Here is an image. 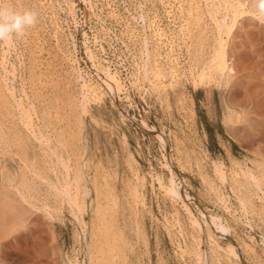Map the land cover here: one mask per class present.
Listing matches in <instances>:
<instances>
[{
    "label": "rangeland",
    "instance_id": "obj_1",
    "mask_svg": "<svg viewBox=\"0 0 264 264\" xmlns=\"http://www.w3.org/2000/svg\"><path fill=\"white\" fill-rule=\"evenodd\" d=\"M223 1L0 0L36 13L0 40V264H264V12ZM211 4L227 23L232 8L251 12L221 35ZM219 37L234 71L195 85ZM96 68L121 90L99 86ZM171 176L193 215L166 192ZM199 210L229 236L210 237Z\"/></svg>",
    "mask_w": 264,
    "mask_h": 264
},
{
    "label": "bare ground",
    "instance_id": "obj_2",
    "mask_svg": "<svg viewBox=\"0 0 264 264\" xmlns=\"http://www.w3.org/2000/svg\"><path fill=\"white\" fill-rule=\"evenodd\" d=\"M211 1V0H210ZM223 1V0H222ZM227 1V0H226ZM232 1V0H231ZM203 2H205V1H203ZM215 2V1H214ZM213 2V3H214ZM224 2V1H223ZM188 3V2H187ZM216 3V2H215ZM228 3V2H227ZM252 3H259V0H252ZM67 4V3H66ZM205 4V3H204ZM210 4V3H209ZM239 4V3H238ZM72 5V4H71ZM206 5V4H205ZM208 5V4H207ZM234 5V4H233ZM188 6V5H187ZM191 6V5H190ZM231 6V5H230ZM236 6H237V4H236ZM239 6H240V4H239ZM210 7V8H209ZM209 7H207V8H209L208 9V13L207 14H210L211 15V18L213 17V19L215 20V25H216V29L219 31V33L221 34V32L223 33V32H225L224 34L226 35V34H228L229 32H230V30H231V28H232V26L234 25V23H235V19L237 18V16H239V15H241V14H243V13H247L248 11L249 12H251V10H245L244 8H242V9H239V10H237V8L235 7V8H232V7H230V9L232 8V13H231V16H230V21H229V23H227V21H226V19H225V16H226V14H222L223 16L220 18V19H217V17L215 16L216 15V12L218 11V7L219 6H216V5H210ZM180 8V7H179ZM197 8V7H196ZM222 10V9H221ZM224 10V9H223ZM184 11V10H183ZM190 11V10H189ZM206 11V10H205ZM258 11H260V10H258ZM207 12V11H206ZM219 12V11H218ZM231 12V11H230ZM257 12V11H256ZM255 12H253V14H254ZM191 14V13H190ZM206 14V13H205ZM221 14V13H220ZM258 14V13H257ZM196 15V14H195ZM198 15V14H197ZM209 15V16H210ZM259 15V14H258ZM228 16V15H227ZM143 17V16H142ZM142 19V18H141ZM229 20V19H228ZM208 21V20H207ZM211 21V20H210ZM187 23V22H186ZM214 23V22H213ZM185 25H187V24H185ZM208 25H209V23H208ZM243 26V25H242ZM247 27V26H246ZM203 29V28H202ZM262 29V28H261ZM260 29V30H261ZM264 29V28H263ZM183 30V29H182ZM216 30V31H217ZM155 31V30H154ZM203 31V30H202ZM183 33V32H182ZM217 35H218V33H217ZM222 35V34H221ZM228 36V35H227ZM224 37H226V36H224ZM211 38V37H210ZM225 40V39H224ZM224 40L221 38V37H219V39H217V44H215V46L216 47H214V50H213V52H212V55L209 57V59H208V61L207 62H205V65L204 66H206V68H207V71H205L204 72V69H205V67L203 68V66H202V68H201V70H198V71H200V72H196L197 73V79H195L193 82H194V84L195 85H198V84H203L204 82H206V81H208L209 80V78L211 79L212 78V80L213 81H215V79H216V75L220 78V77H223L224 75H227V76H230V74L234 71L233 69V67H232V65H230V63L228 62V59H229V57H228V52H227V50H226V48H225V42H224ZM7 41V40H6ZM206 41V40H205ZM227 41V40H226ZM143 42V41H142ZM228 42V41H227ZM144 43V42H143ZM74 44V43H73ZM146 44V43H145ZM142 45H144V44H142ZM214 45V44H213ZM188 47V46H187ZM144 48V47H143ZM211 48V47H210ZM153 50V49H152ZM243 52H244V50H242ZM87 52V54H88V59H92L93 58V56H92V53L90 52V51H86ZM149 52H150V50H149ZM152 52V51H151ZM246 52H248V51H246ZM148 53V52H147ZM151 54V53H150ZM153 54V53H152ZM188 54V53H187ZM246 54V53H245ZM250 54V53H249ZM146 56H147V54H146ZM248 56V55H247ZM263 56V55H262ZM167 57V56H166ZM249 57H252V55H249ZM248 57V58H249ZM75 59V58H74ZM142 59V58H141ZM147 60H148V57L146 58ZM157 59V58H156ZM184 59V58H183ZM246 60V59H245ZM253 60V59H252ZM77 61V60H76ZM146 61V60H145ZM238 61H240V60H238ZM236 62V63H238V64H240V62ZM242 61V60H241ZM251 61V60H250ZM250 61H249V63H250ZM142 62V61H141ZM148 62V61H147ZM182 62V61H181ZM234 62V63H235ZM79 62H77V64H78ZM142 63H144V62H142ZM150 63H152V62H150ZM235 63V64H236ZM241 63H243V62H241ZM260 63V62H259ZM263 63V62H262ZM147 64V63H146ZM202 64H204L203 62H202ZM244 64V63H243ZM141 65V64H140ZM160 65V64H159ZM184 66H185V64H183ZM182 65V66H183ZM237 65V64H236ZM247 65H248V63H247ZM0 66H1V64H0ZM94 66V65H93ZM136 66H138V64L136 65ZM144 65H142L141 67H143ZM149 66V65H148ZM153 66V65H152ZM242 66L243 65H240V67L242 68ZM245 66V65H244ZM146 67V65L144 66V68ZM156 67V66H155ZM160 67V66H159ZM94 68V67H93ZM103 68V67H102ZM138 68V67H137ZM143 68V72H144V69ZM152 68V67H151ZM161 68V67H160ZM4 69V68H3ZM99 69V68H98ZM97 68L96 69H94V74H95V76H96V82L99 84V86H101V87H103L106 91H108L109 93H111L112 95H115V93L116 92H118L119 90H121V89H119L121 86H120V84H119V81H118V78L116 77V75L114 74V73H112V71H110V70H108V68L105 70V71H99ZM139 69V68H138ZM137 69V70H138ZM184 69H186V68H184ZM248 69V68H247ZM101 70V69H100ZM153 70V69H152ZM147 71H148V69H147ZM146 71V72H147ZM182 71H183V69H182ZM76 72V71H75ZM78 73L80 72V71H77ZM139 72V70L137 71V73ZM142 72V73H143ZM145 72V73H146ZM158 72V71H157ZM184 72V71H183ZM206 72H207V74H206ZM82 73V72H81ZM141 73V74H142ZM151 73V72H150ZM195 73V74H196ZM167 74V73H166ZM146 75V74H145ZM149 75V74H148ZM163 75V74H162ZM183 75V74H182ZM185 75H186V73H185ZM214 75H215V77H214ZM79 76V75H78ZM119 76V75H118ZM160 76V75H159ZM170 76V75H169ZM188 76V75H187ZM233 76V75H232ZM231 76V77H232ZM82 80H83V84H82V86H84V87H86V84L84 83V78L80 75L79 76ZM79 77H77V78H79ZM137 77V76H136ZM152 77H155V76H152ZM151 77V78H152ZM162 77V76H161ZM164 77V76H163ZM138 78V77H137ZM149 78V77H148ZM186 78V77H185ZM233 78V77H232ZM168 79V78H167ZM194 79V78H193ZM145 80V79H144ZM148 80H150V79H148ZM233 80V79H232ZM5 81V80H4ZM137 81H138V79H137ZM140 81V80H139ZM146 81V80H145ZM153 81V80H152ZM169 81V80H168ZM171 81V80H170ZM217 81V80H216ZM10 82H11V80H10ZM192 82V83H193ZM12 83V82H11ZM11 83H10V85H11ZM214 84H216V83H214ZM218 84V83H217ZM6 85V84H5ZM13 85V84H12ZM11 85V86H12ZM195 85H194V87H195ZM219 85V84H218ZM4 86V85H3ZM192 86H193V84H192ZM13 87V86H12ZM5 88V87H4ZM196 88V87H195ZM81 89V88H80ZM12 90V89H11ZM10 90V93L11 92H13V91H11ZM85 91V90H84ZM87 92V91H86ZM82 93H84V92H82ZM84 94H82V96H83ZM1 96V95H0ZM9 96H11V95H9ZM13 96V95H12ZM11 96V97H12ZM18 96V95H17ZM85 96V95H84ZM83 96V97H84ZM80 97H81V95H80ZM83 97H81V99L80 100H84V101H86L85 100V98H83ZM83 100H82V102H83ZM12 101H15L14 100V98H13V100ZM20 101V100H19ZM16 102V101H15ZM17 108H19V107H21V105H20V103L19 102H17ZM16 107V106H15ZM83 107H84V105H83ZM16 108V109H17ZM26 108H27V106H26ZM33 108V107H32ZM82 109V108H81ZM80 109V110H81ZM229 109H231L230 107H229ZM20 110V109H19ZM83 110V109H82ZM21 111V116H25V117H27V118H25V120L24 121H22L25 125H27V124H30L29 122H31L30 121V119L31 118H29L27 115L28 114H26V112H25V110H24V112H23V110L21 109L20 110ZM19 113V112H18ZM29 113V112H28ZM194 113V112H193ZM29 116H31V115H29ZM5 118V117H4ZM21 119V118H20ZM22 119H23V117H22ZM226 119H227V123H228V125H232L235 121H237V118L234 116V113H233V110H231V111H229L228 112V114H227V116H226ZM20 121V122H21ZM2 123V122H1ZM22 124V123H21ZM141 125H142V127H145V128H148V129H151V130H154V128L153 127H148V125L144 122V121H142L141 122ZM23 126V125H22ZM31 127V126H30ZM227 127V126H226ZM31 129V128H30ZM42 129V128H41ZM228 129V128H227ZM33 130V129H32ZM39 130V129H38ZM229 131V130H228ZM40 132V131H39ZM230 133V132H229ZM36 134V133H35ZM43 134V133H42ZM42 134L39 136V138L41 137H43L42 136ZM15 136V135H14ZM82 137V136H81ZM235 137V136H234ZM37 139V138H36ZM35 139V140H36ZM44 139V140H43ZM42 140H40V139H38L39 140V142H41L43 145H45V147L46 146H50L51 147V145H53L52 147H54V144H52L51 143V140L50 139H48V138H43ZM36 142H37V140H36ZM5 143V142H4ZM162 146L163 147H165L166 145H165V143L162 141ZM5 145H6V143H5ZM84 145V144H83ZM87 145V144H86ZM7 147H9V146H7ZM85 147V146H84ZM4 148H5V146H4ZM32 148V147H31ZM13 149V148H12ZM48 150H49V148H47ZM2 150V149H1ZM21 149H19V151H20ZM40 150V149H39ZM46 151V150H45ZM45 151H43V152H45ZM51 151H54L55 152V150H54V148H53V150L51 149ZM49 152V154H51L52 152ZM85 151V150H84ZM53 152V153H54ZM168 152V151H167ZM5 153H6V151H5ZM13 154V153H12ZM15 154V153H14ZM45 154V153H44ZM11 156V155H10ZM15 156V155H14ZM131 156V155H130ZM170 156V155H169ZM83 157H85V156H83ZM168 157V156H167ZM167 157H166V159H167ZM47 158V157H46ZM54 158H56L55 156H54ZM78 158V157H77ZM171 158V157H170ZM2 159V158H1ZM11 159V158H10ZM23 159V158H22ZM60 159V158H59ZM58 159V160H59ZM82 159V158H81ZM130 159H132V158H130ZM168 159H169V157H168ZM24 160V159H23ZM133 161V160H132ZM59 162H61V160L59 161ZM216 162V161H215ZM85 163V162H84ZM214 165H215V169H216V171H217V173H218V175L217 176H219V178L221 179V181H222V179H223V177H224V173H223V171H222V169L219 167V165L218 164H216V163H213ZM212 164V165H213ZM83 165V164H82ZM135 165V164H134ZM167 165V164H166ZM213 165V166H214ZM84 166V165H83ZM131 168V167H130ZM214 168V167H213ZM247 168V167H246ZM240 169V168H239ZM249 169V168H248ZM249 171V170H248ZM22 172V171H21ZM241 172V171H240ZM244 172V171H243ZM1 173V172H0ZM15 173V172H14ZM56 173V172H55ZM241 174H243L242 172H241ZM85 175V174H84ZM135 176H136V173L134 174ZM138 175V174H137ZM249 175L251 176V179L254 181H252L251 180V182H253V184L255 183V185L259 188V183H258V179L249 171ZM80 176V175H79ZM79 176H77L78 178H79ZM246 177V176H245ZM88 178V177H87ZM68 179V178H67ZM72 179V178H71ZM76 179V178H75ZM84 179H86V178H84ZM250 179V178H249ZM78 180V179H77ZM141 180V179H140ZM86 181V180H85ZM87 181H88V179H87ZM220 181V182H221ZM9 182H10V180H9ZM89 182V181H88ZM143 182V181H142ZM11 183V182H10ZM22 183V182H21ZM59 183V182H58ZM64 183H66V182H64ZM20 184V183H19ZM53 184V183H52ZM85 184V183H84ZM11 185V184H10ZM21 185V184H20ZM19 185V186H20ZM141 185H142V183H141ZM164 185V187H165V190H166V192L167 193H169V195H171V197L172 198H177V199H180V200H182V202L184 203V206H185V208H186V210H187V212H189L190 213V215L192 214L191 213V209H189V207H188V205H187V200H188V202H189V198H188V196H187V194L186 193H184V194H182L181 192H180V190H179V188H178V186H177V184L175 183V181H174V179H173V176H171L169 179H168V182L166 183V184H163ZM12 186L14 187V184L12 183ZM54 187H55V185H53ZM60 186V185H59ZM137 186V185H136ZM135 186V187H136ZM21 187V186H20ZM51 187V186H50ZM61 187V186H60ZM93 187V186H92ZM138 187V186H137ZM51 188H53V187H51ZM97 188V187H96ZM101 188V187H100ZM111 188V187H110ZM14 189V188H13ZM15 189H16V186H15ZM14 189V190H15ZM21 189V188H20ZM64 189V188H63ZM256 189V188H255ZM86 189H84L83 191H85ZM136 190V189H135ZM15 191H17V190H15ZM59 191V190H58ZM61 191V190H60ZM64 191H65V189L64 190H62V192L64 193ZM67 191V190H66ZM90 191V190H89ZM136 191H138V190H136ZM258 191V190H257ZM71 192V191H70ZM77 192V191H76ZM96 192V191H95ZM261 192V191H260ZM263 192V194H264V191H262ZM13 193V192H12ZM84 193V192H83ZM134 193H136L135 191H134ZM141 193V192H140ZM21 194V193H20ZM24 194V193H23ZM65 195H63V196H66V194H68V192H66V193H64ZM108 194V193H107ZM130 194V193H129ZM61 195H62V193H61ZM86 195H87V193H86ZM85 195V196H86ZM221 195V194H220ZM24 196V195H23ZM23 196H21V197H23ZM60 196V195H59ZM72 196V195H71ZM74 196V195H73ZM78 196V195H77ZM140 196H142V195H140ZM82 197V196H81ZM143 197V196H142ZM8 198V197H7ZM63 198H65V197H63ZM70 198V197H69ZM73 198H76V196H74ZM0 199H1V197H0ZM23 199H24V197H23ZM140 199V198H139ZM22 200V199H21ZM5 201V200H4ZM7 201V200H6ZM9 201V200H8ZM66 202H68L67 200H65ZM89 201V200H88ZM191 201V200H190ZM71 202V201H70ZM109 202V201H108ZM134 202V201H133ZM144 202V201H143ZM73 203H74V201H73ZM88 203V202H87ZM176 203H177V200H176ZM182 203V204H183ZM191 203V202H190ZM142 204V203H141ZM78 205V204H77ZM86 205H88V204H86ZM105 206V205H104ZM98 208H99V206H97ZM131 207V206H130ZM10 209V208H9ZM79 209V208H78ZM94 209V208H93ZM15 210V209H14ZM100 210V209H99ZM3 211V210H2ZM193 215V214H192ZM198 217H200L201 218V220L204 222V224H206L209 228H210V233H209V236L210 237H213L214 235H216L217 236V234H219L220 236H229V231H230V228L227 226V225H225L224 223H223V221H222V219L219 217V216H217V215H211V214H207L205 211H203V210H199L198 211ZM191 221V220H190ZM192 222L195 224V225H197V227L200 229V224H199V222H198V219H196V218H194L193 217V220H192ZM191 222V223H192ZM250 226V225H249ZM197 230V229H196ZM201 231V230H200ZM198 232V231H197ZM207 232V231H206ZM202 233V232H201ZM194 238V237H193ZM203 238V237H202ZM214 238H216V237H214ZM200 240H201V238H200ZM216 241V240H215ZM213 242V241H212ZM145 244V243H144ZM200 245V244H199ZM210 245V244H209ZM212 245H214L213 243H212ZM214 246H216V244L214 245ZM212 247V246H211ZM216 247H218V246H216ZM227 248H225V247H223V248H225L226 249V251L228 252V254H230L231 256H233L235 259H241V257H242V255L240 256V252L238 251V250H236V248L232 245V244H230V245H228V246H226ZM101 248V247H100ZM220 248H222V247H219V249ZM116 249V248H115ZM218 249V248H217ZM109 250H110V248H109ZM224 250V249H223ZM218 251V250H217ZM223 252H225V251H223ZM227 252H225V253H227ZM199 253V252H198ZM223 254V253H222ZM198 256H199V254H197ZM225 256V255H224ZM202 257V256H201ZM198 258H200V257H198ZM204 259V258H203ZM206 259V258H205ZM201 260V258L200 259H198V261H200ZM111 261V260H110ZM203 261V260H202ZM240 263H241V261H240ZM104 264V263H103ZM202 264H204V263H202ZM242 264V263H241Z\"/></svg>",
    "mask_w": 264,
    "mask_h": 264
},
{
    "label": "clouds",
    "instance_id": "obj_3",
    "mask_svg": "<svg viewBox=\"0 0 264 264\" xmlns=\"http://www.w3.org/2000/svg\"><path fill=\"white\" fill-rule=\"evenodd\" d=\"M259 8L264 12V0H259ZM36 13L32 10L16 12L0 7V40L10 39L13 33L21 34L25 27L35 23Z\"/></svg>",
    "mask_w": 264,
    "mask_h": 264
}]
</instances>
